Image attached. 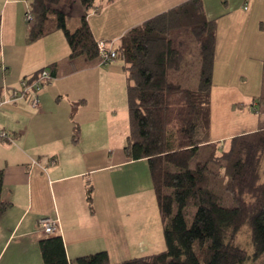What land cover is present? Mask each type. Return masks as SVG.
<instances>
[{"label":"crops","instance_id":"1","mask_svg":"<svg viewBox=\"0 0 264 264\" xmlns=\"http://www.w3.org/2000/svg\"><path fill=\"white\" fill-rule=\"evenodd\" d=\"M187 1L119 0L101 7L100 0L87 23L97 42L120 49L130 30ZM201 1L216 26L209 140L264 130L257 100L263 94L264 0ZM25 2L0 0V131L11 139L0 141L1 198L8 204L0 215V264H41L43 217L57 221L71 264L102 251L110 264L164 251L147 162L131 161L124 152L129 119L123 59L105 65L69 60L60 31L27 44ZM22 34L20 45L15 37ZM3 35L11 49L3 48ZM54 64V78L35 95L36 107L31 94L13 97L23 81ZM213 118L224 119L215 130ZM227 118L241 119L245 130L236 132ZM42 158L54 164L43 166Z\"/></svg>","mask_w":264,"mask_h":264},{"label":"trees","instance_id":"2","mask_svg":"<svg viewBox=\"0 0 264 264\" xmlns=\"http://www.w3.org/2000/svg\"><path fill=\"white\" fill-rule=\"evenodd\" d=\"M116 1L103 0L101 7ZM26 2L27 44L60 31L69 60H99L100 42L87 23L96 0ZM75 3L82 15L70 31L58 7L70 9ZM215 28L202 1L189 0L130 30L120 49L113 50L124 61L126 77L129 135L124 152L131 161L147 162L165 243L158 254L119 264H264V130L220 143H211L208 136ZM55 70L51 65L27 82L44 71L53 79ZM196 72L198 84L191 88ZM262 82L264 90V63ZM257 100L264 109V94ZM77 133L75 128V142ZM2 188L0 171V215L8 207ZM86 199L91 202V189ZM38 251L41 264H71L58 233L39 240ZM74 264L110 262L102 251L76 258Z\"/></svg>","mask_w":264,"mask_h":264},{"label":"built area","instance_id":"3","mask_svg":"<svg viewBox=\"0 0 264 264\" xmlns=\"http://www.w3.org/2000/svg\"><path fill=\"white\" fill-rule=\"evenodd\" d=\"M26 20L29 21V23H32V16L31 15H27L26 16ZM98 49L100 52V56L102 58V60L105 62H113L116 58H117V54L111 50V48L108 46L104 47V45L100 42L98 44ZM108 49V53L107 50ZM51 81V77L50 74L47 71H44L43 73H41L37 79L31 81V82H27V81H23L22 87L20 89V91L18 92H14L13 93V97L17 98L21 95H26V94H31L34 97V101H33V107L37 106V99H36V93L39 91L40 87L43 86L44 83H49ZM5 102V101H4ZM1 102H0V107H1ZM0 141L4 142V141H11L8 133H6L5 131H0ZM43 166L47 165V164H54V161L50 160V159H43L40 162ZM38 225H39V229L40 231L46 235H53L56 234L58 229H57V221L48 217H43L41 219H39L38 221Z\"/></svg>","mask_w":264,"mask_h":264},{"label":"rangeland","instance_id":"4","mask_svg":"<svg viewBox=\"0 0 264 264\" xmlns=\"http://www.w3.org/2000/svg\"><path fill=\"white\" fill-rule=\"evenodd\" d=\"M99 1L100 0H96L97 3ZM23 2H25V0H23ZM26 5H27V10H26V7H25V11L23 12V23H24V26L28 28V25H27V23L25 21V16H24V14L28 11V4L26 3ZM77 9H81V7L79 6L78 3H75L74 6H72L70 9L64 8V10H63L64 13L66 14V18H65L66 19V26H67L68 30H70V31H74L79 26V20H78L79 17L77 15ZM23 31H24V28H23ZM8 37H6V35H3V40L1 41V43L4 44L3 45L4 49H11L10 46L8 45ZM23 38H24L23 34L20 35V36L16 35V37H15L16 43L18 41V42H21L20 45H22L23 41H24ZM101 43L104 45V47H106V46L108 47L107 42L101 41ZM0 49H2L1 46H0ZM112 51H113V49H112ZM99 55H101L100 52H99ZM96 61L99 62L100 64L104 63V61L102 60L101 56H100L99 60H96ZM197 84H198V75H197V72H196L194 75H192V79L189 81L188 86L191 87V88H195L197 86ZM263 94H264V90H263ZM245 106L246 105L243 103L241 107L243 109H245ZM237 108H238V106L235 105L234 110H236ZM263 110L264 109L261 108L262 112H263ZM204 117H205V115L203 116V119H204ZM207 119H208V136L210 138L211 137V133L210 132H211V126H212V124H211L212 118L210 116L207 117L206 118V122H207ZM227 119L230 120V123H231V125H233V128L235 127L236 132H242L241 129H243V128H244L243 130H245V125H244L243 122L241 123V119H237V118L236 119L235 118H233V119L227 118ZM220 120H224V119L223 118L222 119L213 118V130H215L216 124ZM156 208H157V206H156ZM249 264H252V263H249ZM254 264H263V263L262 262H258V263H254Z\"/></svg>","mask_w":264,"mask_h":264}]
</instances>
